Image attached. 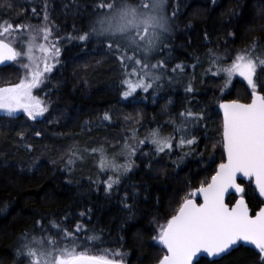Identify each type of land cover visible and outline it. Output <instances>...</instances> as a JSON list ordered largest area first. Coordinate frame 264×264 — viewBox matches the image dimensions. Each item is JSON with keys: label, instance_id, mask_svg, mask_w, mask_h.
<instances>
[{"label": "trees", "instance_id": "obj_1", "mask_svg": "<svg viewBox=\"0 0 264 264\" xmlns=\"http://www.w3.org/2000/svg\"><path fill=\"white\" fill-rule=\"evenodd\" d=\"M46 2L51 21L59 26V30L53 28L55 35L78 37L87 30V13L81 8L79 15L74 14L75 0ZM85 2L100 0H79L81 5ZM44 3L0 0V24L43 26ZM177 4L174 31L165 41L171 47L160 55L167 65L165 76L177 82L163 80L155 98L153 89L122 96L120 62L97 40L85 44L62 39L56 45L61 50L60 62L33 89L48 111L35 120L0 113V264H15L14 252L22 232L35 229L41 234L37 221H42L52 236L58 230L50 221L75 231L81 241L95 235L96 241L84 245L91 254L120 249L126 253V264H156L163 255L156 239L158 223L173 213L185 195L210 178L224 158L220 101L250 100L246 80L234 76L226 85L224 74H218L215 67L208 71L207 50L224 55L218 63L228 64L230 56L253 37L264 40V0H169L168 11ZM39 39L52 43L42 36ZM18 63L0 68V85L18 83L25 76ZM179 63L185 67L173 73L172 68ZM193 77V90L187 91ZM185 109L205 113L191 132L198 137L192 145L195 151L186 156L187 148H174L156 154L149 133L159 128L162 135H175L173 121L178 122V114ZM105 112L111 119L103 118ZM130 130L135 131V137ZM20 132L24 137L18 135ZM126 140L137 148L135 155L124 149ZM139 140L145 142L140 144ZM101 148L110 160L117 164L131 161L133 167L126 173L100 168V154L91 150ZM70 151H78L81 157L74 159L71 171L65 166ZM109 176H120V183L106 192L104 182ZM239 183L245 186V199L254 214L262 201L250 182ZM134 190L138 192L133 199H123L125 192ZM235 199L230 195L227 203ZM126 203L134 204L131 217L124 208ZM77 222L87 230L77 231ZM257 260L253 250L238 246L219 260L200 258L198 264H257Z\"/></svg>", "mask_w": 264, "mask_h": 264}, {"label": "snow or ice", "instance_id": "obj_2", "mask_svg": "<svg viewBox=\"0 0 264 264\" xmlns=\"http://www.w3.org/2000/svg\"><path fill=\"white\" fill-rule=\"evenodd\" d=\"M75 2L77 11L74 14L79 15L82 8L88 17L87 30L78 37H72L71 34L64 37L55 35L53 28L59 30V26L50 19L46 0L43 26L13 25L7 22L0 24V63L27 60V63L21 65L26 74L18 83L0 85V111L13 116L22 109L32 119L48 111L41 98L34 95L33 89H37L55 64L60 62L61 50L56 45L62 39H78L85 44L97 40L120 62L124 75L120 81L124 88L121 95L131 97L138 89L144 92L153 89L152 95L155 98L156 91L165 79L167 65L164 59H156L155 63L152 61L154 57L162 55L165 48L171 47L165 41L172 37L173 21L179 5L173 6L169 12V0H100L99 3L85 2L83 5L79 0ZM229 35L234 36V33ZM41 36L44 41L51 39L52 43L41 42ZM207 36L205 33L206 39ZM207 56L208 71L215 67L218 74L226 76V85L231 83L236 74L246 80L250 101H220L223 109L222 146L226 156L216 165L210 178L201 182L198 189L192 190L203 194L202 203H198L189 193L163 223H158L156 239L164 246V253L156 264H194L197 254L219 257L237 246L239 241L254 245L258 249L257 264H264V206L252 215L245 199V186L237 182L238 174L253 178L255 189L264 197V79H261L264 75V40L253 37L251 42L230 56L231 62L228 64L218 63L225 56L213 49L207 50ZM184 67L183 63H179L171 71L176 73ZM166 78L168 81L173 79L172 76ZM192 79L194 77L189 79L187 91L193 90ZM178 116L179 121H173L175 135H162L159 128L149 133L156 154L166 150L171 152L174 148L181 151L187 148L188 151L184 152L186 156L195 151L192 145L197 143L198 137L191 135V132L204 119L205 113L185 109ZM103 118L111 119V116L105 112ZM130 131L135 137V131ZM18 135L24 137L25 134L20 132ZM144 142L138 141L140 144ZM26 147L31 149L32 145ZM123 147L129 155L137 152V148L127 140ZM91 151L100 154L99 167L102 169L126 173L133 167L131 161L117 164L114 159L110 160L102 148ZM76 158H81L79 152L70 151L65 165L69 171ZM104 183L106 192L110 191L119 186L120 176H109ZM229 189H235L240 194L233 204L226 202ZM137 192H125L123 199L131 200ZM124 208L129 217L134 214V204L126 203ZM36 223L40 235L32 229L25 230L18 237V246L14 252L15 264H126L123 259L126 253L120 249L115 252L106 250V254H91L84 245L96 241L98 237L95 235L81 241L75 231L70 232L56 221H50L53 229L58 230V234L52 236L42 221ZM75 229L86 231L87 226L77 222ZM116 256L121 258L117 259Z\"/></svg>", "mask_w": 264, "mask_h": 264}, {"label": "water", "instance_id": "obj_3", "mask_svg": "<svg viewBox=\"0 0 264 264\" xmlns=\"http://www.w3.org/2000/svg\"><path fill=\"white\" fill-rule=\"evenodd\" d=\"M12 62L14 61H4L2 63H0V67H4L6 65H9L11 64ZM219 111H220V114H221V118H222V124H223V109L220 107V104H219ZM222 131H223V128L221 129V138H222ZM222 150H223V146H222ZM223 154H224V158L226 156V154L224 153L223 151ZM216 169V168H215ZM238 181H243V182H250L252 183V186L255 190V194L262 200L263 202V205L264 206V197H261L259 195V192L257 189H255V184H254V179L253 178H249V177H244L242 174H238ZM198 189V188H196ZM230 195H235L238 199L239 198V193H236L235 192V189H229V194L226 195V202H227V198L230 196ZM192 198L196 199L198 203H202L203 202V194L202 193H198V192H192L191 194ZM235 203V201L233 202ZM258 211V210H257ZM256 213V212H255ZM255 213L253 215H255ZM161 247L164 249V246L160 243ZM243 246V247H247L251 250H253L255 253L258 254V249H255L254 245H251L249 242H245V241H239L237 246L233 247L231 250L227 251L225 254H222L221 256L219 257H210V256H207L206 254L204 253H199L197 254V257H194V264L197 263V261L200 259V258H205L207 259L208 261H213V260H219L220 258L230 254L233 250H235L238 246Z\"/></svg>", "mask_w": 264, "mask_h": 264}, {"label": "rangeland", "instance_id": "obj_4", "mask_svg": "<svg viewBox=\"0 0 264 264\" xmlns=\"http://www.w3.org/2000/svg\"><path fill=\"white\" fill-rule=\"evenodd\" d=\"M38 53H39V50H38ZM170 57H169V55H167V59L166 60H168ZM156 59H163L162 58V56H158V57H154L153 58V63H155L156 62ZM165 59V58H164ZM24 63H27V60H19V64H18V66H21L22 64H24ZM42 66V65H41ZM235 77H237V78H239V79H242V80H245L243 77H241V76H239V74H236V75H234ZM233 76V77H234ZM165 77H167V76H165ZM164 81L166 82V83H168V84H173L174 82L176 83L177 81L176 80H171V81H168L167 80V78H165L164 79ZM0 113H2V114H5V113H3L2 111H0ZM14 115H23V116H27V113L26 112H24L22 109L21 110H19L16 114H14ZM42 115H40V116H37V118L36 119H38L39 117H41ZM28 117V116H27ZM28 119H31V120H35V119H32L31 117H28Z\"/></svg>", "mask_w": 264, "mask_h": 264}]
</instances>
